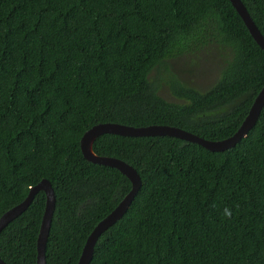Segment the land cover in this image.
<instances>
[{"label":"trees","instance_id":"trees-1","mask_svg":"<svg viewBox=\"0 0 264 264\" xmlns=\"http://www.w3.org/2000/svg\"><path fill=\"white\" fill-rule=\"evenodd\" d=\"M241 1L264 36V0ZM212 44L230 57L209 88L172 78L179 101L158 94L154 68ZM263 85L264 50L229 0H0V216L47 179L55 207L46 264H76L93 227L131 188L117 168L84 158L88 128L160 124L220 140ZM91 147L132 166L141 187L89 264H264V106L224 151L113 133ZM45 199L38 191L0 231L6 264H37Z\"/></svg>","mask_w":264,"mask_h":264},{"label":"water","instance_id":"water-1","mask_svg":"<svg viewBox=\"0 0 264 264\" xmlns=\"http://www.w3.org/2000/svg\"><path fill=\"white\" fill-rule=\"evenodd\" d=\"M241 19L243 20L249 33L255 42L264 50V36L261 34L254 21L248 14L241 0H229ZM264 106V85L255 96L248 113L242 120L238 129L229 137L220 140H208L184 129L169 126L153 124L147 126H131L115 122L97 123L88 128L80 138V149L85 159L90 162L102 165H108L117 168L120 172L127 176L131 182L129 192L120 200V202L98 223L93 227L87 236L83 245L81 254L76 264H89L93 255L94 246L99 236L118 219L122 217L128 209L135 194L141 187V179L137 171L128 163L108 156H98L92 151V142L103 133H113L123 136H161L168 135L177 137L185 141L197 143L210 151H224L235 146L242 138L246 137L248 131L255 125L262 107ZM42 190L45 193V207L41 219L40 229L36 240V263L46 264L45 261V245L49 234L52 214L55 207V193L47 179H41L37 184L31 186L25 198L18 204L12 206L3 212L0 216V231L14 218L20 215L31 203L34 195ZM0 264H6L0 258Z\"/></svg>","mask_w":264,"mask_h":264},{"label":"rangeland","instance_id":"rangeland-1","mask_svg":"<svg viewBox=\"0 0 264 264\" xmlns=\"http://www.w3.org/2000/svg\"><path fill=\"white\" fill-rule=\"evenodd\" d=\"M230 57L227 48L212 44L192 52H183L167 58L149 73V79L158 85V94L177 102L169 88L172 78L199 91L209 88L218 78L225 61Z\"/></svg>","mask_w":264,"mask_h":264},{"label":"clouds","instance_id":"clouds-1","mask_svg":"<svg viewBox=\"0 0 264 264\" xmlns=\"http://www.w3.org/2000/svg\"><path fill=\"white\" fill-rule=\"evenodd\" d=\"M226 212H227V210H226ZM230 214V213H229Z\"/></svg>","mask_w":264,"mask_h":264}]
</instances>
